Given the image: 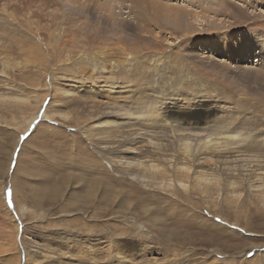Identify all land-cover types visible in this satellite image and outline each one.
I'll return each instance as SVG.
<instances>
[{
    "label": "rangeland",
    "instance_id": "1",
    "mask_svg": "<svg viewBox=\"0 0 264 264\" xmlns=\"http://www.w3.org/2000/svg\"><path fill=\"white\" fill-rule=\"evenodd\" d=\"M261 132L264 0H0V264H264Z\"/></svg>",
    "mask_w": 264,
    "mask_h": 264
},
{
    "label": "bare ground",
    "instance_id": "2",
    "mask_svg": "<svg viewBox=\"0 0 264 264\" xmlns=\"http://www.w3.org/2000/svg\"><path fill=\"white\" fill-rule=\"evenodd\" d=\"M86 89H85V91H87V90H89V86H86L85 87ZM112 92V91H111ZM118 95H121L122 94V91L121 90H119L118 92ZM117 95V94H116ZM119 97V96H118ZM133 104H135V103H133ZM154 108V107H153ZM120 110H122V109H120ZM119 110V111H120ZM150 111V110H149ZM151 111H153V109L151 110ZM150 111V112H151ZM109 112V111H108ZM140 112V111H139ZM141 112L143 113L144 112V114H146V116H147V113H150V112H148V108H144L143 110H141ZM127 114V113H126ZM144 114H142V116H145ZM119 115H122V116H120V117H118ZM134 116V115H133ZM135 117V116H134ZM153 117V116H152ZM128 119L125 117V113L123 114V113H118L116 116H111V117H107V118H104V120H101V122H100V125H102V127L104 126V128H103V130H104V134H106V135H112L113 134V128H118V127H116L117 125H120V124H122V123H124V122H126ZM118 123H120V124H118ZM113 125H115V126H113ZM135 125V124H134ZM127 127V126H126ZM119 129V128H118ZM112 130V131H111ZM117 131V130H116ZM131 133V132H130ZM230 137H233V139H238V136H235V135H231ZM245 137V136H244ZM247 138L245 137V139H243L242 138V135H241V137H240V142H242V141H244V140H246ZM203 141H205L204 143H203V145L204 146H202L199 150H202V149H207V148H209L210 146H211V141L208 139V138H205ZM183 150H184V152H191L192 150H193V148L191 149V144L190 143H188V142H184L183 144ZM195 150V149H194ZM143 164H145V163H143V162H139L138 163V166L139 167H142L143 166ZM153 164V163H152ZM152 164H145L144 166L145 167H152ZM151 169V168H150ZM156 170V169H155ZM158 170V169H157Z\"/></svg>",
    "mask_w": 264,
    "mask_h": 264
},
{
    "label": "snow or ice",
    "instance_id": "3",
    "mask_svg": "<svg viewBox=\"0 0 264 264\" xmlns=\"http://www.w3.org/2000/svg\"><path fill=\"white\" fill-rule=\"evenodd\" d=\"M134 88H137V91L133 95V101H122V103H137L138 104V110L139 108H146L151 104H159L162 103V100H157L156 97L151 95L154 91H158V89H153L149 87H144V88H139L135 85H133ZM137 98H139L137 100ZM202 99V98H201ZM155 110H159L158 108ZM260 135H264V132L259 133ZM30 133H25L23 136H21V139H25L27 136H29ZM242 136L245 135H251L250 132L245 130V132L241 133ZM43 153H39L40 157H43ZM79 163H84L85 166H87L86 162H79ZM6 196H7V203L8 206L11 208L13 207V202H12V190L11 188H8L6 191ZM215 219L219 220V217H216ZM251 255V253H249ZM113 264H115V261H113Z\"/></svg>",
    "mask_w": 264,
    "mask_h": 264
}]
</instances>
